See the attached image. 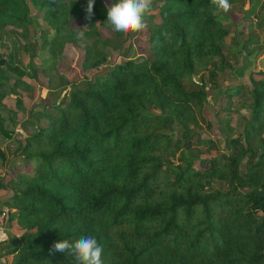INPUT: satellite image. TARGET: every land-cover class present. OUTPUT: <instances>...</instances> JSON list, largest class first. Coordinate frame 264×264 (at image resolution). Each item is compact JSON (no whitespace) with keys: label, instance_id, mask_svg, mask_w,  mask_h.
<instances>
[{"label":"trees","instance_id":"trees-1","mask_svg":"<svg viewBox=\"0 0 264 264\" xmlns=\"http://www.w3.org/2000/svg\"><path fill=\"white\" fill-rule=\"evenodd\" d=\"M241 1L229 0L232 7ZM87 3L0 0V49L16 33L9 27L32 25L36 7L49 27L41 32L49 53L62 56L82 31L86 60L99 70L111 43L122 48L127 37L108 28L105 0H95L91 20ZM151 12L141 56L71 82L50 110L24 121L36 129L13 154L0 149L3 165L19 159L9 182L0 177V192L12 193L10 223L22 231L9 264H73L50 249L88 234L102 246L103 264H264V71L250 74V89L219 91L239 105L221 110L225 146L202 138L198 113L221 76L236 70L225 53L231 31L210 0H153ZM8 57L0 51V108L5 72L35 73ZM236 110L246 114L239 132L230 124ZM5 123L0 114V136L13 139ZM202 147L215 155L201 158Z\"/></svg>","mask_w":264,"mask_h":264},{"label":"rangeland","instance_id":"rangeland-1","mask_svg":"<svg viewBox=\"0 0 264 264\" xmlns=\"http://www.w3.org/2000/svg\"><path fill=\"white\" fill-rule=\"evenodd\" d=\"M105 4L108 8L112 6L109 0H105ZM32 10V25H28L25 29L9 27L11 32L16 33L8 35L0 49L6 60L9 61V54H13L22 68L28 71L35 68V73L32 71L30 77L24 78L5 72L7 81L4 82L1 92L6 93V98L4 106L0 108V114L6 120L4 127L7 129L13 128L14 135L13 139L7 140L0 136V149L9 152L10 155L11 152L12 154L15 152L17 141H24L27 134H31L36 129V127L24 128V121H34V116L50 110L53 102L63 97L71 82L95 79L105 73L107 69L120 63L125 57L135 58L141 56L147 48L145 42L148 39V33L144 29L140 33L129 35L130 37L126 38L127 42L122 48L115 50L113 49L114 42L111 43L112 46L106 50L108 55L107 64L96 70L86 60L85 49L89 42L84 33L80 31L78 33L80 39L78 44H66L63 55L54 57L43 45L48 35L44 38L41 32L49 27L41 18L38 9L33 7ZM155 14L150 12L148 15ZM222 15L224 17L222 21L224 27L231 31V35L227 39L228 46L225 53L233 60L232 64L235 65L236 70L241 71V74H238L235 70L226 76H221V88L210 90L209 101L203 110L198 113L199 125L197 131L202 138L217 141L220 146L224 147L227 133L223 131L220 123L227 119V115L223 114L221 110L227 106L228 102H235L236 108L239 105L236 103V97L232 98V94H229L227 101L219 96V91H225L226 89L242 90L243 87L250 89V74L264 71V27L262 28L264 24L260 25V22L264 20V0H243L232 7L227 14ZM77 26L82 27L81 25ZM52 33L53 31H51ZM81 33L83 35H80ZM103 36H106L105 30H103ZM248 41H253V43L245 45ZM5 64L6 61H4L3 66ZM198 78V76L195 77L196 80ZM14 85H17L16 92L18 93L16 94L21 95L23 100V109L20 110L16 104L18 95L11 93ZM243 115H246L245 112H237L236 110L231 116L230 124L236 132L240 131L243 124ZM12 116H14V121L11 122L10 118H13ZM214 155L215 152H209L208 147L201 148V158H210ZM18 160L11 156L8 163L4 165L0 160V177L4 178L6 183L14 176V168L19 164ZM0 195L5 197L11 196L12 193L9 190H3ZM2 210H7L9 217H11L8 208ZM5 248H7V244L5 242L0 243L1 253L6 250ZM9 262L10 260H1L0 264H9Z\"/></svg>","mask_w":264,"mask_h":264},{"label":"clouds","instance_id":"clouds-1","mask_svg":"<svg viewBox=\"0 0 264 264\" xmlns=\"http://www.w3.org/2000/svg\"><path fill=\"white\" fill-rule=\"evenodd\" d=\"M95 0H88L85 18L91 20L94 15ZM153 0H117L107 9V24L111 31L128 37L137 34L148 27L146 17L152 11ZM212 14L221 22L232 5L229 0H210ZM80 35H83L81 33ZM50 252H61L65 257H71L73 264H103V248L95 236H82L74 243L68 240L55 242Z\"/></svg>","mask_w":264,"mask_h":264},{"label":"crops","instance_id":"crops-1","mask_svg":"<svg viewBox=\"0 0 264 264\" xmlns=\"http://www.w3.org/2000/svg\"><path fill=\"white\" fill-rule=\"evenodd\" d=\"M9 197L10 195L5 197L0 195V210L7 209L6 202ZM17 227V225L10 223V227L8 225V228L0 230V243L5 242L7 244V248H5V251H3V256L0 258V261L10 260L8 253L12 250L15 239L20 237L22 234V231L19 229V227Z\"/></svg>","mask_w":264,"mask_h":264},{"label":"built area","instance_id":"built-area-1","mask_svg":"<svg viewBox=\"0 0 264 264\" xmlns=\"http://www.w3.org/2000/svg\"><path fill=\"white\" fill-rule=\"evenodd\" d=\"M10 223V217L7 210H0V230L8 227Z\"/></svg>","mask_w":264,"mask_h":264},{"label":"water","instance_id":"water-1","mask_svg":"<svg viewBox=\"0 0 264 264\" xmlns=\"http://www.w3.org/2000/svg\"><path fill=\"white\" fill-rule=\"evenodd\" d=\"M1 64H4V61H2Z\"/></svg>","mask_w":264,"mask_h":264}]
</instances>
